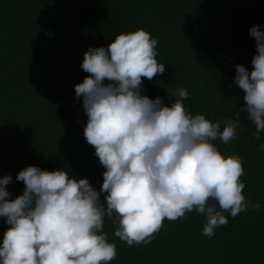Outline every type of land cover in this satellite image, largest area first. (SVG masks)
<instances>
[{
    "label": "trees",
    "instance_id": "16d2710c",
    "mask_svg": "<svg viewBox=\"0 0 264 264\" xmlns=\"http://www.w3.org/2000/svg\"><path fill=\"white\" fill-rule=\"evenodd\" d=\"M256 25L264 31V0H0V178L12 177L9 199L23 194L16 176L30 165L67 170L100 190L105 169L84 138L87 116L75 85L88 75L81 63L90 47L143 29L158 40L165 72L143 79L142 94L171 106L175 97L166 91L186 89L185 108L220 121L221 131L239 112L236 139L212 143L225 158L240 157L243 195L261 209L223 213L229 222L212 238L202 235L205 218L193 210L165 219L151 243L134 247L105 216L103 232L117 251L110 264H264V132L253 139L255 125L241 111L245 93L234 80L236 65L252 70L249 30ZM9 227L0 217V244Z\"/></svg>",
    "mask_w": 264,
    "mask_h": 264
},
{
    "label": "clouds",
    "instance_id": "9594fccd",
    "mask_svg": "<svg viewBox=\"0 0 264 264\" xmlns=\"http://www.w3.org/2000/svg\"><path fill=\"white\" fill-rule=\"evenodd\" d=\"M249 35L256 41L253 67L236 65L234 80L245 93L241 111L259 140L264 31L256 25ZM157 45L139 29L84 53L81 68L88 75L75 85V94L87 116L84 138L105 169L102 186L97 191L88 179L77 180L67 170L30 165L16 176L25 185L23 194L9 199L12 177L0 178V217L10 226L0 244V264H110L117 251L103 232L105 216L116 225L114 235L134 247L151 243L165 219L175 221L193 210L205 218L202 235L212 238L229 222L223 213L235 218L249 208L261 209L243 195L240 157L225 158L212 143L236 139L239 112L223 121L221 131L220 121L185 108L186 89L166 91L175 97L171 106L160 96L153 100L142 94L143 79L165 72ZM259 149L264 151V144Z\"/></svg>",
    "mask_w": 264,
    "mask_h": 264
}]
</instances>
